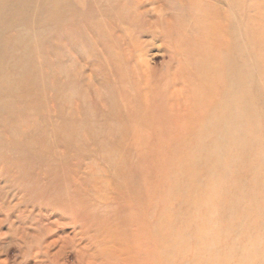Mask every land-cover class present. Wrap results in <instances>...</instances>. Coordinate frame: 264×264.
<instances>
[{"label":"rangeland","instance_id":"rangeland-1","mask_svg":"<svg viewBox=\"0 0 264 264\" xmlns=\"http://www.w3.org/2000/svg\"><path fill=\"white\" fill-rule=\"evenodd\" d=\"M0 264H264V0H0Z\"/></svg>","mask_w":264,"mask_h":264},{"label":"bare ground","instance_id":"bare-ground-1","mask_svg":"<svg viewBox=\"0 0 264 264\" xmlns=\"http://www.w3.org/2000/svg\"><path fill=\"white\" fill-rule=\"evenodd\" d=\"M200 201H201V198H198V199H197V201H195V202H193V203L201 204V202H200ZM202 221H204V220H202ZM206 221H207V219H206ZM187 223L189 224V222H188V221H187Z\"/></svg>","mask_w":264,"mask_h":264}]
</instances>
